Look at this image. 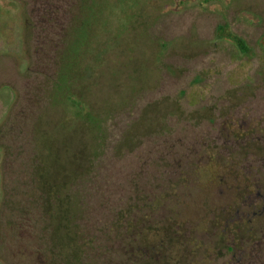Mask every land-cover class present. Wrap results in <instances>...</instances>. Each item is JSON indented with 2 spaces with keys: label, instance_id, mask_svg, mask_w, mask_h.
<instances>
[{
  "label": "rangeland",
  "instance_id": "obj_1",
  "mask_svg": "<svg viewBox=\"0 0 264 264\" xmlns=\"http://www.w3.org/2000/svg\"><path fill=\"white\" fill-rule=\"evenodd\" d=\"M79 2L0 0V264H264V0H95L86 20ZM66 65V99L105 145L93 175L60 190L85 232L49 221L54 240L48 186L92 170L96 152L89 136L65 140L72 117L42 94ZM177 106L189 119L169 115ZM132 115L148 116L142 143L117 154ZM44 120L54 139L40 169L31 126ZM129 199L138 211L113 254L112 212Z\"/></svg>",
  "mask_w": 264,
  "mask_h": 264
},
{
  "label": "trees",
  "instance_id": "obj_2",
  "mask_svg": "<svg viewBox=\"0 0 264 264\" xmlns=\"http://www.w3.org/2000/svg\"><path fill=\"white\" fill-rule=\"evenodd\" d=\"M97 1V0H96ZM95 0H80L79 2V10H78V15H79V11L81 13V18L83 20H86L87 17L90 15L89 13L91 12L90 6L92 7V5H94ZM83 11V12H82ZM87 12V13H86ZM92 16V14H91ZM78 16H76L73 20L76 23V25L78 24ZM79 27V25L77 26ZM81 27V26H80ZM80 29L79 33H81V28H78V30ZM65 55V53L63 54V56ZM64 59H66V57H64ZM64 59H62V61H64ZM63 64V63H62ZM68 67V65H66ZM65 67V66H64ZM70 66L65 70L67 73L65 74L62 71V67L60 68L59 71V76L57 77L54 76L53 78L51 77L50 82L48 83L49 86V92L47 93V97L46 100H48L49 102H51V107L50 108H55L56 106L62 105V108L60 109L63 113L66 114V116L69 114L72 117V121H71V125H69V128H74L73 131H71L73 133V135H71L69 133L68 136L65 137V140H68L70 138H72L73 136H79L82 137L83 135L85 136H89L91 141H93L92 143L96 144V152L92 154V156H90V159H92V164H93V168L92 170L88 171L86 174L82 175L83 172H75L74 175H69L67 176L68 178L65 177H61L60 178V182L61 185L66 184L64 186L59 185L58 187H56L58 190V193L54 190H56V188L54 186H48L49 189H51L52 192V198L49 201V205H51L50 207V211L49 213H45V217H49L47 218V228H48V234H51V238L55 240V235L49 230V221H56V220H61L62 223L65 222V224H68L70 229L72 230H77L75 231L76 233V237L79 236L80 239V234L81 232H85L84 229H80L81 226V222L75 219H77V215L79 217V213H80V204L78 205L77 200L74 197L71 196H67L65 198H63V194H61L60 190H64L66 191V187L68 185L71 184L72 181L77 180L76 178H79L81 180H85L87 181L88 178H90L94 171V166L97 164V162L99 161V159L101 158L100 153H102V148L105 145V138L100 131H98L96 129L97 124L99 121H97V119H95V116L92 117V120H90L91 116H82L77 110L76 108H74L73 106H71L68 102V100L66 99L67 97V93H68V83L70 86V79H68L71 76V71L70 70ZM72 70V69H71ZM71 78V77H70ZM47 88V87H46ZM43 90V89H41ZM45 90L42 91V94L44 95ZM45 97V96H44ZM171 104L175 105L174 103H176V101H172L170 100ZM151 107V106H148ZM177 111H179V106H177V108L175 110L169 111V115H175L178 117L179 120H186L189 119V115H184L183 114H178ZM144 113H147V110L143 111ZM141 111V113H143ZM118 113H121L123 115L128 116L130 113L128 111H120ZM115 113H112V127L113 124L115 123V118H119L120 115L118 116H113ZM177 114V115H176ZM134 115V114H133ZM133 115L129 118H127L126 120V125H125V129H119L120 132V139L116 144V148H115V152L117 154L121 153V152H127V153H132L135 150H137L139 148V145L142 143V138L138 137L137 135V129L140 128V126H142L144 124V120L146 119L148 116L146 115L144 118H142V115H140L139 120L137 121L136 119H134L135 117H133ZM14 118V117H12ZM111 118V117H110ZM137 121V122H136ZM47 121L44 120V122H42L41 124H37L32 122V134H31V141H30V145L33 146V148L31 149L32 152V157H31V162L32 163H36V165H40V169L45 168L47 166V163L49 162V156H50V151H51V145L49 143L50 140L54 139L53 138V134H48L46 125L48 123H46ZM69 123V121H67V119H65L64 121V127L65 129L67 128V124ZM107 123V122H106ZM105 123V124H106ZM74 124H76L74 126ZM107 125V124H106ZM71 126V127H70ZM68 128V131H69ZM104 132H106V130H104ZM113 134V131H112ZM64 135H65V131H64ZM118 136V137H119ZM42 140L47 141L46 143H43ZM53 153V151L51 152ZM122 154V153H121ZM39 170V169H38ZM85 173V172H84ZM76 174V175H75ZM78 175V177H77ZM85 178V179H84ZM61 179L63 181H61ZM39 188V187H38ZM43 201V198H42ZM112 203H113V199H112ZM82 209V206L80 207ZM136 211H138V207L135 203V201H131L129 199V202H127V205H125L124 203V207L121 209L116 210L115 212H112V246H114V248L112 247V253L114 254V249L115 246L117 244L120 245H124L125 247H127V244H124L122 241L124 239V235L126 233L125 228H127V224L130 221V215H133ZM234 218L232 217L231 220H233ZM45 221V220H44ZM77 221V222H76ZM132 226H134V223L131 222ZM61 225V224H60ZM80 225V226H79ZM23 226H20V230H22ZM46 228V230H47ZM137 228L136 226L134 227V229ZM18 229V228H17ZM63 229V226L61 228V230ZM138 229V228H137ZM92 231L96 234V230L95 228L92 229ZM141 228L138 229L137 234L141 233ZM100 234V233H99ZM91 237H96V235L93 234H89ZM54 236V237H53ZM76 248L78 250V254L81 253V259L85 258L84 256H87V252L86 250L83 248L82 246V242H80L78 245L76 244ZM101 249V250H100ZM80 251V253H79ZM102 251V254H105V249L102 246L97 247L96 246V250H95V257L99 258V256L101 255L100 252ZM125 251V249H124ZM112 254V257H113ZM103 256V255H102ZM87 259V258H86Z\"/></svg>",
  "mask_w": 264,
  "mask_h": 264
},
{
  "label": "flooded vegetation",
  "instance_id": "obj_3",
  "mask_svg": "<svg viewBox=\"0 0 264 264\" xmlns=\"http://www.w3.org/2000/svg\"><path fill=\"white\" fill-rule=\"evenodd\" d=\"M94 15V14H93ZM92 15V20H93V22H94V16ZM164 16H161L160 18H163ZM159 19V18H158ZM158 19H156V21L158 20ZM156 21L154 22V24L156 23ZM78 26V24L77 25H74V27L72 28V30H71V34L73 35L74 34V36H77L78 35V32L80 31V29L78 30V28L79 27H77ZM31 27L32 28H30V31H33V24L31 23ZM227 39V38H226ZM229 41V40H228ZM243 43V42H242ZM238 44H240V40H239V43ZM234 46L236 47L235 49H237V50H239V48H240V45H236L235 43H234ZM240 49H242V51H245L244 50V46H243V48H240ZM248 51V50H247ZM235 52V51H234ZM236 53V52H235ZM247 53V52H246ZM165 67H162L161 69H164ZM160 69V70H161ZM26 71H28V69L26 70ZM30 72V71H29ZM45 91H46V93H48L49 92V88L47 87V88H45L44 89ZM181 94L182 95H184V92L183 91H181ZM258 144V143H257ZM257 189H256V200L260 203V205H259V210H257V211H255L254 213L256 214V218H259V217H261L263 214H264V189H263V187H261V186H257L256 187ZM231 221H234V220H227V221H225L224 223H225V226L227 227V225H232L234 222H232L231 223ZM259 223V222H258ZM235 224V223H234ZM261 229H264V221H262V222H260V229H259V231L260 232H262V230ZM263 241H264V239H263ZM227 250L228 251H232V249L231 248H229V247H227ZM238 262H239V260H238Z\"/></svg>",
  "mask_w": 264,
  "mask_h": 264
}]
</instances>
